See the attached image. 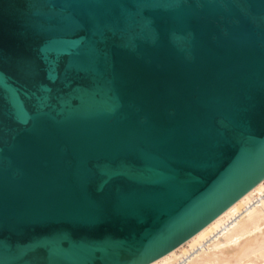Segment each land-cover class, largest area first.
Segmentation results:
<instances>
[{"label":"water","instance_id":"water-1","mask_svg":"<svg viewBox=\"0 0 264 264\" xmlns=\"http://www.w3.org/2000/svg\"><path fill=\"white\" fill-rule=\"evenodd\" d=\"M264 176V0H0V264H145Z\"/></svg>","mask_w":264,"mask_h":264},{"label":"bare ground","instance_id":"bare-ground-1","mask_svg":"<svg viewBox=\"0 0 264 264\" xmlns=\"http://www.w3.org/2000/svg\"><path fill=\"white\" fill-rule=\"evenodd\" d=\"M145 264H264V176L189 237Z\"/></svg>","mask_w":264,"mask_h":264}]
</instances>
